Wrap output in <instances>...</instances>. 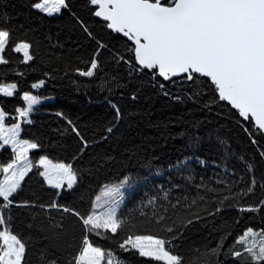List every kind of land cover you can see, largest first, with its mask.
Here are the masks:
<instances>
[{"label":"snow or ice","instance_id":"6c2138e0","mask_svg":"<svg viewBox=\"0 0 264 264\" xmlns=\"http://www.w3.org/2000/svg\"><path fill=\"white\" fill-rule=\"evenodd\" d=\"M29 8L45 19L67 15L78 35L66 48L59 33L36 38L34 29L0 13V67L7 70L0 72V99L22 102L10 111L0 106V150L11 148L0 163V264H127L126 252L146 258L144 264H264V0H30ZM38 64L41 74L29 84L28 70ZM59 74L100 80L109 94L131 93L133 101L149 91L198 102L238 130L251 155L228 152L210 175L188 167L194 160L206 169L199 156L177 160L164 183L143 193L138 215L120 212L134 184L128 176L106 189L103 202L96 196L85 206L72 193L86 171L110 159L92 149L107 142L124 113L108 100L112 116L96 139L56 112L77 149L68 162L53 163L39 153V139L21 135L46 99L33 92ZM33 178L44 195L25 198ZM20 208L31 217L23 231L14 215ZM227 210L237 213L232 223L217 225ZM257 214L259 226L240 228ZM205 229L207 236L185 252L190 237Z\"/></svg>","mask_w":264,"mask_h":264},{"label":"trees","instance_id":"16d2710c","mask_svg":"<svg viewBox=\"0 0 264 264\" xmlns=\"http://www.w3.org/2000/svg\"><path fill=\"white\" fill-rule=\"evenodd\" d=\"M74 2L79 3V0ZM29 3L30 0H0V13L6 12L13 23L24 24L26 29H34L36 38H40L44 33L53 36L59 33L66 48H71L78 31L67 15L61 19L41 18L31 12ZM77 11L86 16V12L81 8L78 7ZM28 35L31 37L33 33L29 32ZM42 68L43 65L38 64L35 72L28 70L25 79L29 84L34 77L41 74ZM6 71L0 67V72ZM20 84L23 90H28L24 79H21ZM33 94L50 98L52 101L35 109L31 115L34 123L25 126L21 138L39 139L43 145L39 153L47 155L54 163L68 162L77 149L74 135L64 131L66 122L56 116V112H62L77 124L86 136L96 139L112 116L108 100L117 103L124 113L119 127L107 142L92 149L93 153H107L110 159L98 170L86 171L80 186L72 193V196L78 201L82 200L85 206L95 199L103 187L117 184L124 176H128L134 184L125 195L120 212L126 216L138 215V202L143 193L153 189L154 185L164 183L168 179L169 166L177 160L199 156L206 160L209 166L206 169L201 168L194 160H190L188 167L197 173L210 175L214 170L213 163L224 166L228 152L249 157L251 155L247 141L240 136L238 130L218 117L215 111L210 112L192 100L176 102L145 91L133 101L131 93L125 95L121 91H115L109 94L100 86V80L89 81L75 75L62 74ZM16 104L22 106L19 97L0 99V106L9 111ZM220 141H223V144H220ZM10 156V149L0 150V163L8 160ZM82 163L85 169L89 167L86 162ZM256 164L257 167L260 166L258 160ZM157 172L160 175H157ZM172 175L179 178L175 170ZM33 193L44 195L36 183V178L26 185L24 197L33 196ZM29 212L30 210L23 208L14 210L18 221L17 230L23 231L25 222L31 219ZM236 215L234 210H227L216 218L215 223L231 224ZM245 224L259 226V215H255V219L242 221L240 228ZM208 227L211 228L212 224ZM239 231L240 229L236 230ZM204 236H207V229L194 233L185 244V252L192 242L200 243ZM231 239L232 237H229V241ZM99 242L105 243L102 240ZM31 243L36 249L41 241L34 239ZM212 244H215V240H212ZM123 255L127 258V264H144L146 260L138 254L126 252Z\"/></svg>","mask_w":264,"mask_h":264},{"label":"rangeland","instance_id":"374dc122","mask_svg":"<svg viewBox=\"0 0 264 264\" xmlns=\"http://www.w3.org/2000/svg\"><path fill=\"white\" fill-rule=\"evenodd\" d=\"M34 92H35V91H34ZM51 101H52V100H51L50 98H46V99L42 100V102H41L40 105H42V104H44V103L51 102ZM40 105L35 106V109H36L37 107H39ZM5 148L11 150L10 146H5ZM30 156H32L31 153H30ZM53 163H54V162H53ZM110 186H112V185H108V186L103 187V188L100 190L99 194L97 195V196H100V197H101V202H103V200L105 199L104 193H105L106 189H107L108 187H110ZM129 190H130V189H129ZM129 190H128V191H129ZM128 191L126 192V194L128 193ZM126 194H125V195H126ZM122 205H123V204H122ZM122 205H121V206H122Z\"/></svg>","mask_w":264,"mask_h":264}]
</instances>
